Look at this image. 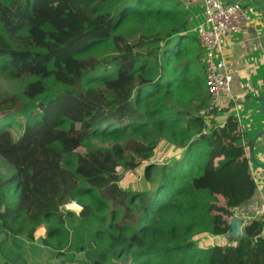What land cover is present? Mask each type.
Listing matches in <instances>:
<instances>
[{"label": "trees", "instance_id": "16d2710c", "mask_svg": "<svg viewBox=\"0 0 264 264\" xmlns=\"http://www.w3.org/2000/svg\"><path fill=\"white\" fill-rule=\"evenodd\" d=\"M189 5L0 0V74L33 78L22 96L0 98V156L11 166L0 190V248L10 241L26 249L0 264H34L26 244L37 243L36 253L52 251L56 264H264V215L244 222L232 243L196 240L228 237L257 183L239 118L217 121L230 110L207 96L202 46L185 33ZM127 134L111 147L92 142ZM139 135L151 137L148 144L132 137ZM162 158L173 162L153 163ZM142 166L154 188L122 184L120 168ZM69 200L83 212L62 210ZM74 218L80 230L91 227L90 239L80 236L67 260L50 239L67 245ZM45 223L46 236L37 237Z\"/></svg>", "mask_w": 264, "mask_h": 264}, {"label": "crops", "instance_id": "0c3cea01", "mask_svg": "<svg viewBox=\"0 0 264 264\" xmlns=\"http://www.w3.org/2000/svg\"><path fill=\"white\" fill-rule=\"evenodd\" d=\"M222 1L242 3L251 13V18L242 25L224 51L228 70L233 76L232 91L231 97L219 99L217 105L222 109L229 108L230 112H222L216 119L223 122L230 113L235 114L245 135V144L250 148L254 137L264 130V112L261 111L264 96V0ZM195 2L202 12V1ZM257 113L263 117L256 118ZM254 151L256 160L264 163V135L256 142ZM253 164L251 162V171L258 184L256 196L235 212L243 224L264 215V172L256 171Z\"/></svg>", "mask_w": 264, "mask_h": 264}, {"label": "rangeland", "instance_id": "374dc122", "mask_svg": "<svg viewBox=\"0 0 264 264\" xmlns=\"http://www.w3.org/2000/svg\"><path fill=\"white\" fill-rule=\"evenodd\" d=\"M188 4H190L186 9V11L188 12V17H189V29H187V31L185 33H187V35H191L194 37L198 38V34L196 32V29L204 22V17L203 14L201 12V8L199 4H196L195 0H185ZM185 7V6H184ZM247 14L249 16V19L251 18V13L248 11V9L246 8ZM7 36V35H6ZM8 37V36H7ZM177 36H174L171 41H176ZM175 39V40H174ZM165 42H162L160 45H164ZM13 46L15 47V45L13 44ZM200 55H201V59H202V65L205 66V51L202 47H200ZM110 54V52L106 49H103V51L101 52V55L104 57L105 55ZM33 81V78L28 77V78H19V79H11L9 76L7 75H3L0 74V98H3L7 95H23V92L26 88V86ZM98 86L101 85V87H104V85L102 83H98ZM95 94V90L93 88H90V90L88 91L87 95L89 96V98H92ZM262 111V109H261ZM263 115L260 113L256 114V118H262ZM6 122H3V124H5ZM131 135L127 134L124 138L119 139V140H109L107 142H102L101 140H93L92 142L94 143L95 146L97 147H111L116 143H124L126 140H128V138ZM137 138L139 141H142L146 144H148V142L150 141L151 137H144L143 135H139V136H132ZM87 152V147H83L80 150H78V154H85ZM155 164L157 165H161L163 166L164 164H171L173 162V158H162V159H156L153 160ZM253 168L256 171H263L264 170L258 168L255 164H253ZM11 173V166L0 156V190H1V186L5 185V181L6 179L9 177ZM119 174L124 178V181L122 182L123 185L136 190V191H144L146 189H150V188H154V184L155 182H153V180H148L146 179L145 173H144V168L139 167L137 169H135L132 172H128L123 170L122 168L119 169ZM264 185V182H263ZM4 213L3 211L1 212V216H3ZM73 224V227L68 224L67 226V232H68V244L64 245L66 241H63V243L61 244V241L59 239H50V243L52 244V249L54 251L59 252V254L62 253V255H65V259H69V257H73V255L75 254V252L77 251V240L78 238L81 236L86 242L89 241L90 236H87V234L91 231V227L90 226H85L83 227L81 230L78 228L80 225V221L78 218H74L71 222ZM51 223H45V225H41V226H37V230L40 228H48L49 225ZM5 227L9 228L7 226V224H4ZM26 227L27 230L33 229L34 226L32 223L26 221ZM14 229L15 226H14ZM9 231H12L11 229H7ZM37 233V231H36ZM37 236V235H36ZM46 236V235H44ZM38 237V236H37ZM4 235L2 236V238H0V242L3 240ZM197 243L200 247H209L212 246L213 244L217 243L220 245L223 244H227V243H232L234 242L233 239L229 238V237H214V236H206V235H200L199 237L196 238ZM16 242V240H15ZM11 243L14 242H6L3 245V248H0V251L3 250L0 253V257H4L5 258H12L15 259L17 256H20L21 254H24L26 249H25V245L24 243H14L13 245ZM38 245V246H37ZM26 244L27 249L29 250V256L28 259L31 258V256H36V259L34 261V264H38L39 260H42V262H45L46 264H56L57 259L55 257V255H53L54 253L50 250L44 249L43 252H37V247L39 248V246L41 244ZM61 255V256H62ZM26 258V257H24ZM4 264H8L11 262L2 260ZM32 264V261H30Z\"/></svg>", "mask_w": 264, "mask_h": 264}, {"label": "built area", "instance_id": "2783aa9c", "mask_svg": "<svg viewBox=\"0 0 264 264\" xmlns=\"http://www.w3.org/2000/svg\"><path fill=\"white\" fill-rule=\"evenodd\" d=\"M204 22L196 29L205 51L207 96L213 107L219 99L231 97L233 76L228 70L224 51L249 20L246 7L240 2L201 0ZM258 186V184H257Z\"/></svg>", "mask_w": 264, "mask_h": 264}, {"label": "water", "instance_id": "95a60500", "mask_svg": "<svg viewBox=\"0 0 264 264\" xmlns=\"http://www.w3.org/2000/svg\"><path fill=\"white\" fill-rule=\"evenodd\" d=\"M262 110L264 112V96H262ZM264 135V130L258 133L254 139L251 141L249 148V156L251 161L257 165L259 168L264 169V163H259L255 158V145L256 142ZM231 230L228 237L231 239H239L243 235L244 224L240 221L239 217H233L230 221Z\"/></svg>", "mask_w": 264, "mask_h": 264}, {"label": "clouds", "instance_id": "9594fccd", "mask_svg": "<svg viewBox=\"0 0 264 264\" xmlns=\"http://www.w3.org/2000/svg\"><path fill=\"white\" fill-rule=\"evenodd\" d=\"M60 208L65 212H74L77 216L81 212H83V205L80 204L77 200H69L68 202L60 205ZM46 233H47V229L42 227L37 230L36 235L43 236L46 235Z\"/></svg>", "mask_w": 264, "mask_h": 264}]
</instances>
